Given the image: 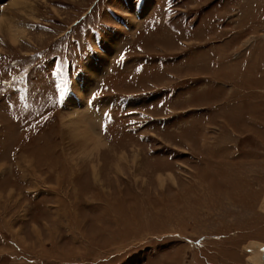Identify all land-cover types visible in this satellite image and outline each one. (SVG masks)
<instances>
[{"label": "rangeland", "instance_id": "obj_1", "mask_svg": "<svg viewBox=\"0 0 264 264\" xmlns=\"http://www.w3.org/2000/svg\"><path fill=\"white\" fill-rule=\"evenodd\" d=\"M0 19V264H264V0Z\"/></svg>", "mask_w": 264, "mask_h": 264}, {"label": "bare ground", "instance_id": "obj_2", "mask_svg": "<svg viewBox=\"0 0 264 264\" xmlns=\"http://www.w3.org/2000/svg\"><path fill=\"white\" fill-rule=\"evenodd\" d=\"M6 22H7V21H6ZM6 22L4 21V19H3V20L0 19V31L2 30L1 27H3V26L5 27ZM10 30H11V27L9 26V27H8V33H9L10 36H11V37H9V38H10V41H12V42L16 41V39L13 40V37H19V38H21L22 35H23V33H18V32H17V35H16V34H15L16 32L13 33V32H11ZM14 30H15V29H14ZM90 74H91L90 76H93V75H92L93 73H92L91 71H90ZM81 117H82V116H81ZM83 118H84V120H86L85 117H83ZM82 122H84L83 119H82ZM89 122H90V121H89ZM87 123H88V121H87ZM78 124H80V122H78ZM85 124H86V121H85ZM80 125H81V124H80ZM86 125L88 126V125H90V124H86ZM86 125H84L83 128L81 127V129H80V133L82 132V134L84 135V137H87V139H85V140H88V141H89V140L91 139V136H90V133H89V132H91V131H90V130H91V128H90L91 125L88 126V127L90 128V130L87 129L88 127H87ZM78 126H79V125H78ZM78 133H79V132H78ZM82 139H84V138H82ZM91 141H92V139H91ZM98 141H99V140H98ZM258 249H259V248H258ZM251 254H252V253H251ZM263 254H264V252H263ZM263 254H262V256H261L262 261H264ZM250 260H251V262H252V261H255V262H252V263H256V259H254L253 257H252ZM258 263H261V262H257L256 264H258ZM262 264H263V263H262Z\"/></svg>", "mask_w": 264, "mask_h": 264}, {"label": "water", "instance_id": "obj_3", "mask_svg": "<svg viewBox=\"0 0 264 264\" xmlns=\"http://www.w3.org/2000/svg\"><path fill=\"white\" fill-rule=\"evenodd\" d=\"M263 257H264V254H263Z\"/></svg>", "mask_w": 264, "mask_h": 264}]
</instances>
